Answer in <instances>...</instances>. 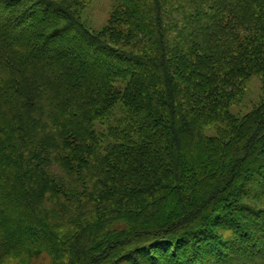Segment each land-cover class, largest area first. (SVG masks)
Here are the masks:
<instances>
[{
    "label": "trees",
    "instance_id": "trees-1",
    "mask_svg": "<svg viewBox=\"0 0 264 264\" xmlns=\"http://www.w3.org/2000/svg\"><path fill=\"white\" fill-rule=\"evenodd\" d=\"M111 1L0 0V264H264V0Z\"/></svg>",
    "mask_w": 264,
    "mask_h": 264
},
{
    "label": "rangeland",
    "instance_id": "rangeland-1",
    "mask_svg": "<svg viewBox=\"0 0 264 264\" xmlns=\"http://www.w3.org/2000/svg\"><path fill=\"white\" fill-rule=\"evenodd\" d=\"M111 8V0H83V8L80 12L81 21L88 30H100L106 25ZM260 95V81L256 77H251L243 84L241 95L238 101L231 106V111L244 114L256 104Z\"/></svg>",
    "mask_w": 264,
    "mask_h": 264
},
{
    "label": "bare ground",
    "instance_id": "bare-ground-1",
    "mask_svg": "<svg viewBox=\"0 0 264 264\" xmlns=\"http://www.w3.org/2000/svg\"><path fill=\"white\" fill-rule=\"evenodd\" d=\"M262 1H263V0H262ZM253 3H254V2H253ZM253 3H252V4H253ZM253 6H254V5H253ZM246 19H247V18H246ZM250 22H251V21H250ZM247 35H248V34H247ZM107 55H108V54H107ZM129 56H130V55H129ZM106 57H107V56H106ZM131 57H132V56H131ZM60 58H61V57H60ZM129 61H130V60H129ZM130 62H131V61H130ZM128 64H129V63H128ZM110 75H111V74H110ZM108 76H109V75H108ZM248 79H249V78H248ZM53 83H54V82H53ZM106 89H107V88H106ZM91 92H92V91H91ZM91 92H90V94H91ZM107 95H108V94H107ZM88 97H89V96H88ZM78 98H79V97H78ZM125 98H126V97H125ZM83 99H84V98H83ZM134 100H135V98H134ZM171 101H172V100H171ZM77 102H78V100H77ZM72 103H73V102H72ZM87 104H88V103H87ZM82 105H84V103H83ZM85 106H87V105H85ZM91 106H92V105H91ZM91 106H90V107H91ZM128 106H129V105H128ZM92 109H93V108H92ZM92 109H91V110H92ZM257 109H258V108H257ZM263 109H264V108H263ZM263 109H262V110H263ZM84 110L87 111L86 108H85ZM84 110H83V111H84ZM91 110H90V112H91ZM139 110H140V109H139ZM86 111H85V113H87V115H88L89 113L86 112ZM258 111H259V110H258ZM199 114H200V113H199ZM90 115H91V114H90ZM96 115H97V114H96ZM87 117H88V116H87ZM91 117H92V116H91ZM83 119H84V117H83ZM84 120H85V119H84ZM84 120H83V121H84ZM87 121H88V120L86 119V122H87ZM139 122H140V121H139ZM133 123H134V122H133ZM85 124H86V123H85ZM192 124H194V123H192ZM195 125H196V124H195ZM127 130H128V129H127ZM140 130H141V129H140ZM110 132H111V131H110ZM112 132H113V131H112ZM116 133H117V132H116ZM128 133H129V132H128ZM117 152H118V151H117ZM96 153H98V152H96ZM4 154H5V153H4ZM132 155H133V154H132ZM18 156H19V155H18ZM97 158H98V157H97ZM86 159H87V158H86ZM12 166H13V165H12ZM40 170H41V169H40ZM63 172H64V171H63ZM81 172H82V171H81ZM40 173H41V172H40ZM60 173H61V172H60ZM90 174H91V173H90ZM40 176H42V175H40ZM40 176H39V177H40ZM32 177H33V176H32ZM50 177H51V175H50ZM35 178H36V177H35ZM45 178H46V177H45ZM57 181H58V180H57ZM164 181H165V180H164ZM164 181H163V182H164ZM59 182H60V181H59ZM61 182H62V181H61ZM166 182H167V181H166ZM160 183H161V181H160ZM39 184H40V183H39ZM164 185H165V184H164ZM165 186H166V185H165ZM163 187H164V186H163ZM42 188H43V187H42ZM54 188H55V187H54ZM50 189H51V188H50ZM36 190H37V189H36ZM35 193H36V192H35ZM34 199H35V198H34ZM77 201H78V200H77ZM153 203H154V202H153ZM157 205H158V204H157ZM157 205H156V206H157ZM155 209H157V208H155ZM155 211H156V210H155ZM73 216H74V215H73ZM47 220H49V219H47ZM38 221H39V220H38ZM71 223H72V222H71ZM73 223H74V222H73ZM63 224H64V223H63ZM70 225H71V224H70ZM52 229H53V228H52ZM149 241H150V240H148L147 242H149ZM136 243H137V242H136ZM144 244H146V242H144ZM40 245H41V244H40ZM64 245H65V244H64ZM117 245H118V244H117ZM35 246H36V245H35ZM42 246H43V245H42ZM134 246H135V245H134ZM137 247H138V246H137ZM34 249H35V248H34ZM46 249H47V248H46ZM18 250H19V249H18ZM20 250H21V249H20ZM119 250H120V249H119ZM137 250H138V249H137ZM21 251H22V250H21ZM143 251H144V249H143ZM48 252H49V251H48ZM118 252H119V251H118ZM19 253H20V252H19ZM39 254H40V253H39ZM132 256H133V255H132ZM130 260H131V259H130ZM144 260H145V259H144ZM140 261H141V260H140ZM142 261H143V260H142ZM113 264H114V263H113ZM129 264H130V262H129ZM132 264H133V263H132Z\"/></svg>",
    "mask_w": 264,
    "mask_h": 264
}]
</instances>
